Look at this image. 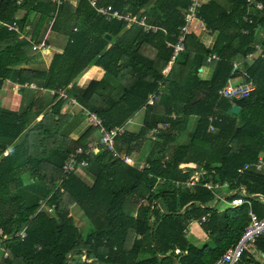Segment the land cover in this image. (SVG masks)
<instances>
[{
    "label": "trees",
    "instance_id": "obj_1",
    "mask_svg": "<svg viewBox=\"0 0 264 264\" xmlns=\"http://www.w3.org/2000/svg\"><path fill=\"white\" fill-rule=\"evenodd\" d=\"M17 1L0 0L1 23L16 22L22 27L31 13H38L34 25L38 31L53 15L52 30L67 35L61 57H53L48 66L49 77L56 81L53 87L67 86L92 66L117 81L122 87L118 98L102 93L105 85L101 80L90 81L82 90L73 86L67 92V98L95 113L105 129L123 125L143 107L138 132L116 137L115 150L129 154L152 129L156 140L143 169L125 167L120 180L115 169L121 164L106 151L87 157L88 166L83 170L92 179L86 184L74 174L62 179L60 170L64 158L95 132L85 120L86 130L75 141L63 135L65 121L58 115L63 101L59 100L26 131L23 142L14 145L28 126L31 107L22 115L15 109L0 108V244L6 253V258L1 255L2 264H70L74 252L85 253V259L94 264H172L178 258L175 249L183 253L180 264H213L238 240L248 221V208L219 201L213 209L208 208L214 190L206 189L205 183H227L231 188L241 185L250 211L264 217V204L252 197L264 199V175L251 167L241 174L236 172L244 164H254L259 154L264 165V39L261 55L246 69L244 80L253 87L249 97L233 103L218 97L230 76L232 60L253 52L256 31L264 34V0H255L263 9L251 13L246 11L245 0H227V10L208 0L198 10V17L206 28L218 33L212 53L219 60L205 63L210 51L197 41L194 24L185 38L184 52L166 76L163 70L171 50L165 43H174L183 24L180 11L188 0H155L143 14L165 34H144L134 28V48L124 45L127 36L121 32L125 23L104 21L86 0H77L74 8L65 3L56 7L50 0ZM111 2L112 9L120 13L126 4L136 6L126 0H97L96 4ZM146 3L141 0L140 8ZM241 30L246 33L241 34ZM106 33L115 38L113 42L103 38ZM153 41L158 42L156 53L154 59H147L142 46ZM34 53L26 40L0 28V88L4 79L14 77L19 84L32 80V71L17 68ZM202 66L211 72L208 82L196 78ZM158 82L166 94L158 95L151 106L145 105L146 95ZM168 101L182 105L180 117L170 118ZM234 104L240 108L237 115L229 113ZM190 117H196L197 122L188 144L175 146ZM209 124L213 132L207 131ZM195 171L205 175L194 177ZM191 180L195 185L186 188L185 182ZM41 201L44 210L39 208ZM73 205L91 222L84 238L67 216ZM216 210H221L224 221L220 241L213 248L198 251L188 244L183 230L206 214L204 223L208 222ZM21 231L25 234L22 239L16 236ZM130 233L138 235L139 241L130 244ZM2 236L6 239L1 241ZM142 246L149 252L143 259L138 257ZM254 246L264 256V238H258ZM250 261L253 258L244 254L238 264Z\"/></svg>",
    "mask_w": 264,
    "mask_h": 264
},
{
    "label": "crops",
    "instance_id": "obj_2",
    "mask_svg": "<svg viewBox=\"0 0 264 264\" xmlns=\"http://www.w3.org/2000/svg\"><path fill=\"white\" fill-rule=\"evenodd\" d=\"M50 1H52V0H50ZM58 1L60 2V4L65 3L69 6H71L72 8H74L77 5V0H58ZM117 1H120V3H121V2H124L125 0H117ZM126 1H132L133 3H136V6L131 7L129 4H126L124 7V12H122V13H120L119 11H117L115 9H112L114 7L113 2L104 3L101 6L109 7L112 10H115L120 14H126L127 13L130 15H133L136 17L137 20L143 19L145 24L156 27L151 23L152 19L150 18L149 21H147L148 19L146 20V16L143 14L145 11H147L148 9H150L152 7L153 2L155 0H147V3L141 8H140L141 0H126ZM207 1L208 0H203L202 6L205 5L207 3ZM214 1H216L218 3V5L221 6L222 9H224V10L228 9L229 5L227 4V0H214ZM117 4H119V2H117ZM56 7H58V6H56ZM183 10H181L180 13H182ZM20 16H21V14L19 13L17 15V18H19ZM38 17H39L38 13H31L27 18V24H28L29 28L27 31H25V33L23 35L24 39L20 38L19 36H16V38L18 40H26L28 43H29V41H40L44 38L51 47L48 52H35L26 64L19 66L17 68V69H27V70H30L33 72L34 77L32 78V80L29 83H26V84L33 85V88L25 87V88L20 89L17 92L11 91V88L13 87L14 84H19V83L15 82L16 79L14 77L9 78V79H4L2 81V86L0 88V108H2V109H9L10 108L13 110L15 109L16 111L19 112L20 115H22L29 107H31V109L28 113L29 114L28 126L24 129V131L20 134V136L15 140L14 145L21 144L23 142L24 135H25L26 131L35 127L38 124V122L41 119L43 114L50 113L49 110L52 109V107L59 100L63 101V105L60 107V109L58 111V115L62 116V118L65 121L64 126L62 128L63 129L62 134L65 135L66 137H68L69 139L75 141L77 138H79L84 133V131L86 130V124L84 122L82 113L86 110L80 104H78L74 98H72V97L67 98V92L69 91V89L71 87L74 86L77 89L82 90L87 86V84L90 81H100L101 80L103 82V84L105 85L104 91L102 93L104 95H106L107 97H110V98H112V97L118 98L120 93H121V89H122V87L120 86V84L117 81H115L109 75H104L103 71L100 68L95 67V66L85 68L83 73L80 74L78 77H76L74 80H72L67 86H61L58 88L53 87V85H56V81L53 83L52 80H54V77H49V73H48L49 67L48 66H49V63L53 57H61V55L63 53L64 46H65L66 41H67V35H65V33L63 31L61 32V31L52 30L51 24L53 23V15L49 16V18H46V20L42 22V26L39 28V30L35 31L34 25H35L36 21L38 20ZM137 27H138V29L140 28L141 32H143L144 34L146 33L137 24H133V23L132 24H125V28L121 32V34L124 33L127 36L126 41L124 42L125 46L128 45V46L134 48L133 36L135 35V32H136L134 28L137 29ZM157 29L158 30L154 33H152V32H148V33H150V34H155V33L158 34L159 33L162 35L165 34L162 29H160V28H157ZM104 35H103V38H104ZM106 35H108V34L106 33ZM119 35L120 34H118V36ZM263 35L264 34L261 31H256L255 41H254L255 43L252 46L253 52L246 54L247 55L246 58L244 56H240V57H236L232 60L231 64L233 62L239 63V66H238L239 72H235L233 77H231V75L229 76L228 79L231 80V83L243 82L242 78L239 76H241V73H243V72L246 74V69L252 64V62L257 57H259L261 55L260 47H261V41L264 39ZM108 37H109L108 39H105L106 41L113 42V40L115 39V38H112V36H110V35H108ZM217 38H218V33L216 31L211 32L208 28H206L205 25H203L202 28L197 27L196 39L205 49L210 51V53H212V49H213V46L215 45V43L217 41ZM157 45H158V42L153 41L152 43H150L148 45L144 44L142 46V49H143L142 52L143 53L145 52V54H144L145 58L154 59V54L156 53V46ZM165 45L167 48L170 47V43H168V42L165 43ZM255 46H258L259 49H255ZM210 77H211V72L207 67L202 66V67L198 68V70L196 72V78L199 81L208 82L210 80ZM153 93H157L156 94V97H157L158 95L166 94V91L161 86V84L158 82L156 84L155 89L151 93L146 95V99L149 95H151ZM219 98H221V97H219ZM221 99H223V98H221ZM145 102H146V100H145ZM167 106L172 111L170 114L171 119L180 117L181 110H182L181 104H176V103L168 101ZM230 107H231V105H230ZM143 111L144 110L142 107L140 110H138L136 113H134L123 125H121L125 129L124 130L125 132L131 133V134H136L138 132L139 128L141 127V123H142ZM54 119H55V116H54ZM196 122H197L196 117L188 118L185 130L174 141L175 146H184V145L188 144V142L190 140V136L195 129ZM207 131H208V127H207ZM213 131H214V129H213ZM155 133H156L155 130H153V129L150 130L146 140L141 142L140 146H138L136 149H133L129 154H127V156H129L131 158V160L133 161V163H134L133 166H127V165L123 164L121 161H119L121 166L117 167L115 169V171H118L117 173H120V174H118L119 180L123 178V174L125 172V167H127V168L131 167V168L136 169V166L138 164L143 165V167H144L145 159L147 158V155H148L151 147L153 146V144L156 140V137H155L156 134ZM96 138H97V133L94 132L91 136H89L87 138L86 141H88L90 139H96ZM258 158L259 159L257 161H261L260 160L261 154H259ZM251 169H253L256 172H260L262 175H264L263 163H262L260 170H255L254 167H251ZM195 172H197V171H195ZM74 175L79 177L86 184L90 183V180L92 179V176L89 173H87L85 170H83L82 168L77 169L76 172L74 173ZM209 184H211V183H209ZM214 192L218 193L221 197L222 196L224 197V200L219 201V203L226 205V204H228V203H226V201L228 200V196L231 192H232V196L235 193H238L241 197V195H243L245 193V190L241 185H237L234 188H231L228 186L227 188L215 189ZM252 197L258 199L262 203L264 201V199L261 198L260 196L254 195ZM215 203H216V200L213 199L207 205V207L210 209H213L215 206ZM73 206H75V205H73ZM73 206H71V207H73ZM71 207H69L68 209H70ZM77 211H78V213H81V211L78 208H77ZM216 211L218 213L213 214V216L211 217V219L208 222H206L202 225L201 224L199 225L198 220L192 221L189 224H187V226L183 230V234H184L186 241L188 242V244L190 246L194 247V249L199 251V250H202L205 248H213L215 246V243L220 241V237H221L222 232L219 229L224 227V221L222 219L223 215H222L221 210L220 211L216 210ZM75 215H77V212ZM81 215H82V213H81ZM216 215H217V217H216ZM67 216L70 217L72 220L74 218V217H71V215L68 212H67ZM132 216H134V214H132ZM84 220L86 221L85 217H84ZM73 223H74V221H73ZM82 223H84V222H82ZM195 223L199 228L196 231L191 228L192 224H195ZM87 224L89 225V227H91L90 223L87 222ZM74 225L77 227L81 238H84L85 235L90 231V229L88 230V227H87V229H85V230L83 229V232H86L84 234L79 230V228H78L79 225H77L75 223H74ZM82 227L84 228V224L82 225ZM82 234H84V235H82ZM139 239L140 238L138 235L130 233L128 235L127 241L131 244L132 242L139 241ZM2 240H3V238L1 239V241ZM198 240H200V241L202 240V243L196 244V242ZM139 250H140V253L138 254L139 258L143 259V258H146L149 256V252H148V250L145 249V246H142ZM2 253H3V248H2V245L0 244V264H2L1 263ZM180 253L183 255L182 252H180ZM182 255L180 257L178 255H176L178 258H176L174 261H172V264H180V263H177V260H180V258L183 257ZM81 258H82V260H84L85 253H83V255H81ZM253 260L260 261L261 264H264V256L257 250L255 251V257ZM88 262L93 263V261L91 259Z\"/></svg>",
    "mask_w": 264,
    "mask_h": 264
},
{
    "label": "built area",
    "instance_id": "obj_3",
    "mask_svg": "<svg viewBox=\"0 0 264 264\" xmlns=\"http://www.w3.org/2000/svg\"><path fill=\"white\" fill-rule=\"evenodd\" d=\"M89 3V6L94 9L95 13L101 17L104 21L110 22V21H121L125 24H137L139 25L142 30L146 33L148 32H156L158 29L156 27L150 26L145 24L143 19H136L135 16L130 14H120L115 10H112L109 7L105 6H98L96 4V0H87ZM203 0H188V5L186 8L182 11L181 16L183 20V24L179 29V32L175 38L174 43L170 44V56L169 60L163 70V76H166L171 65L175 62V60L179 57L181 53L184 52V43L186 36L190 33L192 27L194 24H197L198 28H202L203 24L201 23V20L198 17V10L202 6ZM55 6H59L60 2L58 0H52L51 1ZM19 3V0L16 4ZM246 5V11L247 13H251L254 11H261L263 9L262 5L255 1V0H245ZM0 28L6 29V31H9L11 33H14L16 36H19L20 38L24 39V33L28 30V24L23 25L20 27L19 24L16 22H12L10 24L7 23H1L0 22ZM245 30H241V34H245ZM264 36V35H263ZM29 44L31 46V50L34 52H48L50 50V45L47 43V41L43 38L42 40L36 42L29 41ZM255 49H259L258 46H255ZM245 58L247 55L244 56ZM219 57L213 53H210L206 55L205 57V63H211L212 61H218ZM239 63L233 62L231 64V77L234 76L235 72H239ZM243 82L238 83H231L230 79H227L225 84L221 87V89L218 91V96L229 101L230 103H233L234 101L246 99L249 97L253 87L250 82H246L244 79L247 78L246 74L243 72L241 73V76ZM33 88V85L31 84H14L11 88V91H19L22 88ZM156 94L153 93L149 95L146 99L145 104L147 106H151L153 102L156 99ZM83 119L86 121V123L95 130V133H97L96 139H90L86 143H84L81 146L76 147L71 153H69L61 164V178L66 179L69 175L74 174L77 169L79 168H86L88 166L87 157L89 156H95L100 150H104L109 154V157L113 160L121 161L123 164L127 166H133L134 163L131 160V158L127 155H124L121 152H118L115 150V138L122 135L125 131V129L122 126L114 127L112 129H105L102 125L101 120L99 117L89 111H84L82 113ZM211 122V118H209V123ZM208 131L212 132L213 127L211 124L208 126ZM153 132V131H152ZM262 166L261 161H257L254 164H244L241 168L237 169L236 172L238 174H241L243 171L248 170L250 167H254L255 170H260ZM137 170L143 169V165L138 164L136 166ZM194 177H197L199 175H205V172L202 171L201 173L195 172ZM185 187H193L195 185L194 180L185 182ZM204 187L208 190H215L220 188H227V183H222L220 185L218 184H209L205 183L203 184ZM232 197V192L228 196V200L226 203H228L231 206H241L245 205L248 208L247 212V224L245 225L241 235L239 236L238 240L230 245L224 253L216 259V261L213 264H238L243 255L247 254L250 257L254 259L255 257V241L258 238H264V217L258 218L255 214H253L250 211V203L247 200V196L245 193L241 197ZM213 199L216 201H223L224 197L220 196L218 193H213ZM208 217V214L200 217L198 219V224H202L206 221ZM20 239L24 238L25 234L23 231L19 232L17 235ZM3 239H6L5 236L2 237ZM174 254L178 255L179 257L182 255L177 249L174 250ZM181 254V255H180ZM2 257L6 258V253H2ZM87 261L84 258V262ZM248 264H255L254 260L250 261Z\"/></svg>",
    "mask_w": 264,
    "mask_h": 264
},
{
    "label": "rangeland",
    "instance_id": "obj_4",
    "mask_svg": "<svg viewBox=\"0 0 264 264\" xmlns=\"http://www.w3.org/2000/svg\"><path fill=\"white\" fill-rule=\"evenodd\" d=\"M43 203L44 202H40V204L39 205H41L39 208H41L42 207V210H44V208L45 207H43L42 205H43ZM69 211H68V213L71 215V217H74L73 218V221H74V223L75 224H77V225H79L78 226V228H79V230L82 232V233H86V232H83V229L85 230V229H87V227H88V230L90 229L91 230V227H89V225L87 224V222L88 223H91V222H89L88 221V219L85 217V219H86V221L84 220V215L82 214L81 215V213H78V211H77V208H76V206H73V207H71L70 209H68ZM48 214L50 213V212H48V211H46ZM76 212H77V215H75L76 214ZM82 222H84V223H82ZM84 224V228L82 227V225ZM193 230H198L199 228H198V226L196 225V223L195 224H192V227H191ZM84 234H82V235H84ZM208 236V235H207ZM200 243H202V240L200 241V240H198L197 242H196V244H200ZM89 261V260H88ZM88 261H86V262H84V260H82V258H81V255H80V253L79 252H74V255H73V258H72V262L70 263V264H94V263H90V262H88ZM177 263H180V260H177ZM254 263L255 264H261V262L260 261H256V260H254Z\"/></svg>",
    "mask_w": 264,
    "mask_h": 264
},
{
    "label": "water",
    "instance_id": "obj_5",
    "mask_svg": "<svg viewBox=\"0 0 264 264\" xmlns=\"http://www.w3.org/2000/svg\"><path fill=\"white\" fill-rule=\"evenodd\" d=\"M108 38H109L108 35L105 34L104 39H108ZM239 111H240V108L235 104L231 105V107L229 108V113L232 115H237ZM263 203H264V201H263ZM69 256H70V254L67 255L66 257H69Z\"/></svg>",
    "mask_w": 264,
    "mask_h": 264
}]
</instances>
